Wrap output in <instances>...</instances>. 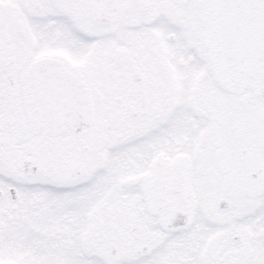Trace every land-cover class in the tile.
I'll return each mask as SVG.
<instances>
[{
	"label": "snow or ice",
	"instance_id": "snow-or-ice-1",
	"mask_svg": "<svg viewBox=\"0 0 264 264\" xmlns=\"http://www.w3.org/2000/svg\"><path fill=\"white\" fill-rule=\"evenodd\" d=\"M0 264H264V0H0Z\"/></svg>",
	"mask_w": 264,
	"mask_h": 264
}]
</instances>
